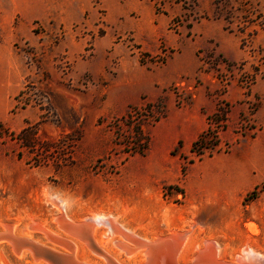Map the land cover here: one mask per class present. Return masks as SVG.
I'll return each instance as SVG.
<instances>
[{"label":"rangeland","instance_id":"374dc122","mask_svg":"<svg viewBox=\"0 0 264 264\" xmlns=\"http://www.w3.org/2000/svg\"><path fill=\"white\" fill-rule=\"evenodd\" d=\"M140 1L152 7L153 25L167 19L160 34L124 31L126 17L112 20L104 0H68V27L34 19V0H0V230L14 224L21 234L36 223L62 235L55 219L63 200L74 222L106 214L149 240L190 232L199 246L219 243L222 259L234 260L247 247L264 258V0H215L212 8L205 0ZM86 4L90 9L82 10ZM132 16L143 23L146 14ZM211 20L232 39L200 38ZM161 65L173 81L145 86L144 71ZM27 85L33 89L25 94ZM234 94L249 105L247 116L233 122L229 115L219 134L229 152L199 160L180 141L152 158L156 131L173 112L181 119L193 112L208 117L212 105L230 111ZM147 103L155 105L157 122L142 109ZM254 106L258 112L241 129ZM131 107L138 113L123 120ZM129 123L143 124L150 137L144 155L128 153ZM26 127L33 140L25 135L24 143L17 136ZM96 233L102 240L108 227ZM29 236L57 247L40 232ZM66 237L78 258L104 262L77 243L83 237ZM119 237L103 239L110 247L97 244L117 256ZM25 252L28 258L0 241V264H36Z\"/></svg>","mask_w":264,"mask_h":264},{"label":"bare ground","instance_id":"6f19581e","mask_svg":"<svg viewBox=\"0 0 264 264\" xmlns=\"http://www.w3.org/2000/svg\"><path fill=\"white\" fill-rule=\"evenodd\" d=\"M59 201L57 205L61 206L63 214L55 219L58 225L55 230L61 231L62 235L36 223L30 224L27 231L24 229L20 232L21 234H18L15 233L14 224H3V229L0 230V241L9 243L14 253L20 257L28 258L29 255L25 252L28 251L36 264L42 260L46 264H100L97 261L91 262V259L89 260V257L85 255L87 260L78 258L76 256L78 247L68 240L66 237L68 235L83 237L85 241L79 239L77 243H80L83 248L87 246L93 254L100 257L99 260L104 261L101 264H186L183 262L193 252L198 254L191 264H264L262 255L251 247L243 249V255H238L234 260L222 259L226 254L224 249L218 245L219 243L216 244L215 240H211L206 241L204 246H199L193 243L194 240L190 232H174L159 237L157 240H149L133 233L127 227L125 228L124 223H117L114 220L117 217L107 216L106 214H94L85 218L83 222H74L67 214L65 202L63 200ZM101 226L108 227V235L105 238L111 239V241L112 237L120 235L119 240L121 242L113 240L116 247L112 249L117 256L101 249L100 245L98 246L97 242L102 247H110L107 245L108 243H105L106 241H103L105 238L101 240L94 237L97 234V227ZM36 231L42 233L48 242L57 247L32 239L29 233ZM59 246L65 248L66 251H63ZM6 248L7 245L2 243L1 252L5 251ZM215 249L217 250L215 251ZM80 254L83 256L85 253L80 252ZM137 259H143V261L138 263Z\"/></svg>","mask_w":264,"mask_h":264},{"label":"crops","instance_id":"0c3cea01","mask_svg":"<svg viewBox=\"0 0 264 264\" xmlns=\"http://www.w3.org/2000/svg\"><path fill=\"white\" fill-rule=\"evenodd\" d=\"M106 4V8L108 10V15L112 14L111 19L117 20L120 19L121 16H125L127 19V29L124 31L130 32L132 30L134 32V36L137 34V30L142 29L143 27H147L151 36H156L161 33L163 26L167 23V19H163V16L158 20L160 22V26L157 24L153 25L151 18L153 9L151 6L144 4L140 0H130L123 1L120 0H104ZM206 3H203V6L214 7L213 2L215 0H205ZM35 8L33 10V18L40 20L42 23H48L50 21H54L55 24H63L65 27H68V0H34ZM90 6L85 5L82 10H89ZM81 7L77 11L80 12ZM156 10V9H155ZM156 12V11H155ZM134 13L146 14L144 18V24L140 21H137L132 15ZM157 13V12H156ZM167 17V16H166ZM147 24V25H146ZM145 25V26H144ZM202 34V36H201ZM199 37L206 39H232L229 35H227L224 31V27L221 21L219 20H211L205 24L201 30L199 31ZM68 45V39L67 43ZM232 49L235 52L240 51V46L238 41L232 40ZM222 49L228 50L229 47L221 43ZM195 47V46H194ZM165 65L159 66L158 72H152V70L144 71V82H147V85L159 84L162 87L167 86V84L173 81V75L164 74L161 72L165 69ZM183 70V67H177L176 73ZM143 71V70H142ZM262 91V90H261ZM249 96V95H248ZM231 110L228 113L233 122H235L241 116H247L248 113V101L242 99V95L237 97L234 94L232 99L228 101ZM235 104V107H234ZM248 104V105H247ZM247 105V106H246ZM258 112V109L255 111L253 117ZM216 113V107L213 105L210 107L208 112V117ZM208 117L205 115L201 117L195 112L185 115L181 119H177L174 115V112L170 115L168 121H165L156 131V135L158 137V142L154 148L153 156L154 159H159L162 155L165 154L172 149L177 143L180 141L184 142L185 148L190 149L194 144V142L199 138V136L208 128ZM256 154L259 153V149L255 151ZM159 165L162 163L159 161Z\"/></svg>","mask_w":264,"mask_h":264},{"label":"trees","instance_id":"16d2710c","mask_svg":"<svg viewBox=\"0 0 264 264\" xmlns=\"http://www.w3.org/2000/svg\"><path fill=\"white\" fill-rule=\"evenodd\" d=\"M26 88H27V91H25V94L29 93V91L33 89V86L27 85ZM246 95H250V90L246 93ZM154 106L155 105L153 103H147V105L143 107L142 109L145 112L148 111L152 113L153 120L157 122L160 118V115H157L155 117L154 110H153ZM227 106H229L228 103H227ZM138 110L139 109L137 107H131L129 112L122 119L125 121H128V119L131 118V116H133L134 113H138ZM256 110H257V106L256 107L254 106L250 109V116L252 117L250 118V120H253V115ZM228 113H229L228 109H223L220 107L216 111V113L208 117V128L199 136V138L194 142L191 148V152L199 160H202L206 156L213 157L215 154L220 153L221 151H224L226 153L230 151L231 146L228 145L225 149H223L219 141V131L225 128V122L227 123ZM143 120H146V119H143ZM213 124H216L217 127L213 128ZM128 126L130 127V130L132 131L131 137H128L125 143L126 147L131 148V150L128 151L129 155L130 156L144 155L150 147L151 140H150L149 135L145 133L143 124L129 123ZM30 128L31 127L24 128L21 131L20 135L17 136V139H20L22 142L25 143V139L23 140V137L25 135H29V137L30 136L32 137L31 134H28ZM242 136L245 137L246 135L242 134ZM31 137H30V141L33 140ZM26 141L28 142V147L34 148L35 145L32 146L29 139ZM184 158L187 159V157H184ZM188 162L189 164H191L194 162V160L191 159ZM185 167L186 166H184V168Z\"/></svg>","mask_w":264,"mask_h":264},{"label":"built area","instance_id":"2783aa9c","mask_svg":"<svg viewBox=\"0 0 264 264\" xmlns=\"http://www.w3.org/2000/svg\"><path fill=\"white\" fill-rule=\"evenodd\" d=\"M250 118H252L251 116L250 117H248V119L247 118H244L242 121H241V123H240V127H241V129L243 128V127H245V128H248L249 127V124H250ZM217 126H216V124H213V128H216ZM220 132L221 131H219V134H220Z\"/></svg>","mask_w":264,"mask_h":264},{"label":"water","instance_id":"95a60500","mask_svg":"<svg viewBox=\"0 0 264 264\" xmlns=\"http://www.w3.org/2000/svg\"><path fill=\"white\" fill-rule=\"evenodd\" d=\"M193 262V261H192Z\"/></svg>","mask_w":264,"mask_h":264}]
</instances>
